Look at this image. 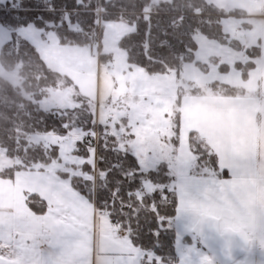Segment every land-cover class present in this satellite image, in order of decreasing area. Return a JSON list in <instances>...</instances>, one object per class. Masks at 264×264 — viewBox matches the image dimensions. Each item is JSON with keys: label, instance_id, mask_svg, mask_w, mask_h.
I'll list each match as a JSON object with an SVG mask.
<instances>
[{"label": "rangeland", "instance_id": "1", "mask_svg": "<svg viewBox=\"0 0 264 264\" xmlns=\"http://www.w3.org/2000/svg\"><path fill=\"white\" fill-rule=\"evenodd\" d=\"M81 1L77 0L78 3ZM167 1L171 0H151L143 15L148 18L154 6ZM206 1L222 9L216 17L226 35L227 43L222 44L216 39L206 37L200 29L193 31L192 37L197 42L198 49L195 51V61L184 66L183 78L178 77L172 69H167L163 73L174 76L176 87L178 86L174 98L170 97L174 88L170 79L157 77L155 74L139 76L124 73V68L128 64L127 53L119 46V41L135 31L136 22L127 18L128 13L119 14L118 19L107 17L109 12L101 0L95 11H89L97 15L95 29L91 27L84 29L79 20L72 22L70 14H77V11H62L68 30L84 33L87 38L85 43H77L72 39L63 40L58 29L62 26L61 22L58 24L48 22L47 28L31 22L16 29L0 22V52L11 40L12 34L23 37L35 47L47 66L58 75V83L56 86L37 84L35 86L37 97L32 93L34 90L32 83L26 82L22 74V63H16L11 69L4 68L0 63V76L19 89L30 101L36 102L43 111L53 112L57 116L65 115L70 120V128L66 134L39 132L26 137L28 143L23 146L24 150L40 146L49 152L57 147L58 157L53 158L49 164L38 162L26 165L19 157L10 158L6 148L0 144V172L8 173V170H14L11 176L10 173H6L4 177L0 175V208L7 206L6 198L15 189L10 179H13L14 174L20 170L15 169L18 166L23 169L40 164L54 166L61 171L60 173L68 174L69 176L64 177L71 178V181L74 177L83 182L91 181L92 192L96 193L98 186L107 182L106 172L98 169L99 142L102 137L104 141L112 137L119 151L130 153L137 159V171L149 173L165 167V174L169 177L167 182L157 184L149 178H144L142 190L138 189L134 195L141 202L145 195L156 190L163 197L167 191H176L177 214L166 221L167 227L173 228L177 234L178 261L173 264H264V183L230 181L224 178L221 169L218 173L211 167H200L195 155L183 142L180 131H176L178 126L176 113L179 107L176 100L179 94L191 93L193 89L198 90V93L207 94L213 89L211 84L215 81L241 88L244 83L236 63L254 62L252 59H255L244 51L245 45L238 41L243 32L242 28L248 24L245 20L246 12L253 14L258 11L253 6L254 0ZM14 2L16 4L10 2V8L17 9L19 0ZM244 43L249 46L251 41L244 40ZM231 47L235 49V55L230 63L232 65L235 63L231 71L225 75L217 67L232 58ZM219 57L224 60L221 61ZM197 62L208 64V72L202 71ZM86 77L95 78L93 93H89V88L87 90V86H83L81 82ZM119 77L122 86L130 88V84L127 83L131 82L133 93H137L134 87L139 86L142 94L130 93L128 97L120 98L117 79ZM85 103L87 107H84ZM88 113L92 114L93 128L86 130L77 123V120ZM103 125H107L109 129L103 131ZM85 134L97 137V143L96 139L92 140L91 148L81 142ZM79 151H87L88 156L77 153ZM120 164L122 162L119 160L115 165ZM134 172L132 169L126 176L132 177ZM118 192L119 190L113 192V200H119ZM97 210L116 223L110 217L111 210ZM0 229L6 231L2 224ZM208 230L210 236H207ZM216 235L224 239L230 237L244 239L248 244L246 253L225 260L227 253L225 247L213 245V242H217L214 241ZM217 250L225 252L224 256L219 255ZM147 252L144 259L154 261L156 264H167L153 251Z\"/></svg>", "mask_w": 264, "mask_h": 264}, {"label": "trees", "instance_id": "2", "mask_svg": "<svg viewBox=\"0 0 264 264\" xmlns=\"http://www.w3.org/2000/svg\"><path fill=\"white\" fill-rule=\"evenodd\" d=\"M151 0H101L104 8L109 12L107 17L118 19L121 13L136 22L135 31L127 34L119 41V46L127 53V61L130 64L142 67L149 74H163L167 69H172L179 77L183 64L195 61L197 42L192 37L195 29L210 39H216L222 44L227 43L226 35L216 17L222 9L206 0H171L161 2L154 6L146 18L143 14ZM99 0H19L17 9L10 8V2L0 0V22L12 29H16L31 22L39 27H48V22L58 24L61 22L59 34L63 40L77 43L87 42L84 33H74L68 30V25L63 18L62 11H77L70 14L71 21L79 20L84 29H95L96 17L94 12L98 8ZM237 12L239 10H236ZM235 11V12H236ZM78 17V18H77ZM124 17V16H123ZM72 39V40H71ZM246 53L251 58L259 56L258 46L247 48ZM0 63L6 69H11L16 63H22L21 71L26 82H31L37 95L35 86H56L58 75L52 71L41 57L35 47L23 37L12 34V38L1 49ZM202 71L208 72V64L196 63ZM256 64L252 61L236 63L240 69L241 77L247 80L249 71ZM219 71L227 73L230 67L221 64ZM212 88L225 95H238L241 93L236 87L213 82ZM198 90H192L196 93ZM38 97V95H37ZM182 95L176 100L180 105ZM87 103L84 107H87ZM87 113V112H84ZM87 118V119H86ZM179 121V112L176 113V122ZM92 114L77 120V123L88 130L93 128ZM70 120L65 115L57 116L53 112H45L39 105L26 98L19 89L13 87L0 76V144L6 148L10 158L19 157L26 165L41 162L49 164L53 158L58 157L57 147L49 152L40 146L28 147L26 137L29 134L39 132H56L66 134L70 128ZM176 131H179L177 126ZM109 137V136H108ZM20 139V141L18 140ZM113 138L99 142L98 169L106 172L107 182L99 185L96 193L92 192V182H83L72 178L75 189L85 194L90 199H95L96 208L111 210L110 217L118 223L128 234L132 243L144 251H153L162 261L173 264L178 261L176 239L177 234L173 228L167 227V219L177 214L178 196L176 191H167L163 197L156 190L152 194L145 195L139 202L134 193L142 190V179L149 178L157 184L168 181L165 167L160 171L149 173L137 171V159L130 153H122L116 148ZM20 142L19 144L17 142ZM86 146V145H85ZM189 146L195 155V160L202 168L211 167L219 173V164L216 154L196 133L191 132ZM79 154L88 156L87 151H79ZM122 160L120 166H116ZM15 169H23L21 166ZM132 169L135 170L132 177L126 176ZM0 172L13 175L10 169ZM62 176H69L60 173ZM8 178V177H7ZM119 190V200H113V192ZM28 206L36 213H45L46 202L36 194H29ZM105 203V204H104ZM108 203V204H106ZM110 203H112L110 205ZM127 204V205H125ZM144 264H156L154 261L144 259Z\"/></svg>", "mask_w": 264, "mask_h": 264}, {"label": "crops", "instance_id": "3", "mask_svg": "<svg viewBox=\"0 0 264 264\" xmlns=\"http://www.w3.org/2000/svg\"><path fill=\"white\" fill-rule=\"evenodd\" d=\"M253 6L258 11L253 14L246 12L248 24L241 27L243 32L238 41L245 45L244 51L258 45L260 53L252 59L256 66L249 71L248 79H242L244 84L241 88L236 87L241 93L225 95L214 89L207 94L185 93L178 107L177 124L187 149H190V133L196 132L215 152L226 180L262 184L264 0H254ZM243 39H249L250 45H246ZM230 51L232 58L225 63L230 67L229 72L235 63H230L235 49L231 47ZM186 64H183L182 78ZM124 69V73L130 75H153L130 63ZM229 72L222 73L226 75ZM157 77L170 79L174 85L170 97L174 98L178 92L174 76L163 74ZM117 79L120 98L134 94L129 80L130 88L122 86L120 77ZM134 88L136 95L142 94L139 86ZM60 172L54 166L40 164L20 169L10 179L15 189L6 198L7 206L0 208V224L6 227V231L0 229V264H144V255L148 252L135 246L128 234L109 216L98 213L95 199L75 189L71 178L59 175ZM29 194H36L46 202L45 213H36L28 206ZM214 237V241L224 242L227 250L237 249L239 241H245L242 238Z\"/></svg>", "mask_w": 264, "mask_h": 264}, {"label": "bare ground", "instance_id": "4", "mask_svg": "<svg viewBox=\"0 0 264 264\" xmlns=\"http://www.w3.org/2000/svg\"><path fill=\"white\" fill-rule=\"evenodd\" d=\"M87 80V82H85L86 83V86L89 88V90H90V92L91 93H93L94 92V84H93V81H92V79H86ZM243 241V240H242ZM240 242L239 241V247L237 248V249H235V248H233V249H226L227 251V253L225 254V252H220V251H216V252H218V253H220L219 255H221V256H224V254L226 255V257H225V260H227L229 257H231V258H236L238 255H241V254H243L245 251H246V247H247V243H246V241H243V242ZM227 243V242H226ZM223 244H225L224 242H213V245L214 246H223L224 247V245ZM224 250V249H223ZM225 251V250H224Z\"/></svg>", "mask_w": 264, "mask_h": 264}, {"label": "built area", "instance_id": "5", "mask_svg": "<svg viewBox=\"0 0 264 264\" xmlns=\"http://www.w3.org/2000/svg\"><path fill=\"white\" fill-rule=\"evenodd\" d=\"M103 128L105 129V130H107L109 127L107 126V125H103ZM94 139H96V143H97V137L96 136H93V135H84L83 137H82V139H81V142L83 143V144H85L86 146H88V147H92L93 146V141L92 140H94Z\"/></svg>", "mask_w": 264, "mask_h": 264}, {"label": "water", "instance_id": "6", "mask_svg": "<svg viewBox=\"0 0 264 264\" xmlns=\"http://www.w3.org/2000/svg\"><path fill=\"white\" fill-rule=\"evenodd\" d=\"M86 79H92V81L94 80L92 77H86ZM86 79H84V81H82L81 80V82L85 85V87H86V83L85 82H87V80ZM93 83H94V81H93ZM86 88H88V87H86ZM90 92V91H89ZM91 93V92H90Z\"/></svg>", "mask_w": 264, "mask_h": 264}]
</instances>
